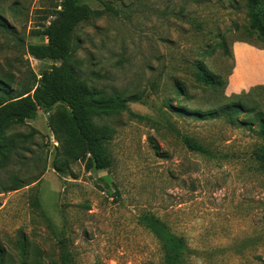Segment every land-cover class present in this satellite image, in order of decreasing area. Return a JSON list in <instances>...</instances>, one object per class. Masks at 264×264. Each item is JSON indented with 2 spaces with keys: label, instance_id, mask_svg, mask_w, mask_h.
Returning <instances> with one entry per match:
<instances>
[{
  "label": "rangeland",
  "instance_id": "obj_1",
  "mask_svg": "<svg viewBox=\"0 0 264 264\" xmlns=\"http://www.w3.org/2000/svg\"><path fill=\"white\" fill-rule=\"evenodd\" d=\"M80 1L100 13L74 31L68 63L76 79L100 95L117 89L138 100L98 117L112 159L106 171L75 160L64 177L56 173V161L66 164L49 122L67 111L64 104L4 130L3 138L30 134L32 152L0 171V264H64V251L70 264H164L162 242L141 221L145 213L184 237L183 264H264V170L254 156L264 139L224 117L197 120L173 109H213L254 86L230 89L264 80V43L243 29L247 0ZM60 4L0 0L10 25L0 29V79L14 95L34 90L57 64L34 57L29 46L47 43L44 28ZM214 27L231 55L202 56L218 41ZM199 60L223 77L224 88L196 82ZM178 81L189 96L178 94ZM248 100L264 110V89ZM185 137L208 153L191 150ZM12 184L19 188L5 189Z\"/></svg>",
  "mask_w": 264,
  "mask_h": 264
},
{
  "label": "trees",
  "instance_id": "obj_2",
  "mask_svg": "<svg viewBox=\"0 0 264 264\" xmlns=\"http://www.w3.org/2000/svg\"><path fill=\"white\" fill-rule=\"evenodd\" d=\"M60 6L61 9L57 11L55 17L45 25L47 43L29 46V52L34 57L51 60L57 64L42 73L40 83L34 90L20 95H14L8 83L0 79V171L8 168L14 159H25V153L32 152L28 144L30 134L18 132L3 138L4 130L14 123L24 122L31 113L38 110L49 113L57 104H64L67 111L56 113L49 122L58 142L57 156L66 164L58 165L56 161L57 165H54L56 173L64 177V174L69 172L70 163L75 160L84 161L85 168L89 171L110 169L112 159L107 151L105 132L97 121L98 117L126 110L128 102L138 100L135 95L127 96L117 89L111 94L100 95L96 90L89 89L82 81L76 79L68 63L74 52V31L81 22L99 14L100 11L93 10L80 0H61ZM246 7L248 24L243 29L248 36L264 43V0H247ZM106 8L113 10L110 5H106ZM9 28L10 25L0 15V29ZM210 33L214 34L218 41L215 45L209 44L202 56L212 55L217 49H222L224 54L231 55L227 41L219 28H211ZM193 67L194 79L199 85L214 90L225 87L226 82L223 77L211 72L202 60ZM175 88L178 94L189 96L187 88L181 81L176 83ZM262 89L264 85H257L247 92L234 94L229 102L213 109L191 110L180 106L173 109L179 110L180 114L191 115L197 120L224 117L251 131H256V134L264 139V110L246 102L257 90ZM241 115L245 117L241 118ZM185 142L191 150L208 153L204 145L190 137H185ZM254 156L264 170V143L258 146ZM17 180L12 178L13 182ZM18 188L17 184H12L5 189ZM141 221L162 242L164 264H183L187 250L184 237L172 232L152 213L143 214ZM24 253L25 251H22L23 255ZM63 260L64 264H70L66 251Z\"/></svg>",
  "mask_w": 264,
  "mask_h": 264
},
{
  "label": "crops",
  "instance_id": "obj_3",
  "mask_svg": "<svg viewBox=\"0 0 264 264\" xmlns=\"http://www.w3.org/2000/svg\"><path fill=\"white\" fill-rule=\"evenodd\" d=\"M239 66H237V68H238ZM245 67V66H244ZM236 68V69H237ZM246 68H249L250 70H252V67L250 66V65H246ZM236 69L234 70V72L236 71ZM234 72H233V75H234ZM232 75V76H233ZM232 78V77H231ZM230 83H231V81H230ZM257 84H264V80L263 79H261V80H255V81H253V82H251V83H248L246 86H243V87H241V88H238V89H230V93H240V92H242L243 90H248L250 87H252V86H255V85H257ZM229 86H230V84H229Z\"/></svg>",
  "mask_w": 264,
  "mask_h": 264
}]
</instances>
